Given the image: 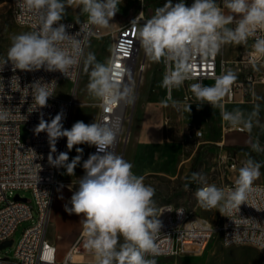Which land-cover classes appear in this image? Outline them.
<instances>
[{"label":"clouds","instance_id":"obj_1","mask_svg":"<svg viewBox=\"0 0 264 264\" xmlns=\"http://www.w3.org/2000/svg\"><path fill=\"white\" fill-rule=\"evenodd\" d=\"M122 0H17L22 12L35 14L37 26L12 36L6 58L0 59V71L11 64L13 72L59 71L65 78L74 76L81 63L84 71L89 69L87 91L102 104L126 101L131 103L133 96L127 86L118 83L111 61L101 63L93 52L86 56L82 51L81 33L92 28L110 26ZM75 4L87 19L80 25V31L70 35L66 26L60 23L66 15V8ZM194 0L191 6L185 0L173 4L166 0L162 7L155 9L154 15L141 25L139 17L131 21L132 32L145 55L156 63L169 62L174 68L167 71L161 87L169 92L179 89L185 81L194 77L192 71L196 56L215 57L224 45H246L253 39L252 48L264 57V0ZM235 25L231 27L230 25ZM256 68V65H253ZM236 75L231 71L215 77V83L205 85L203 81L192 83L190 90L197 106L205 103L219 108L222 119L232 127L242 126L249 133L260 126L259 105L247 116L239 109L229 112L223 100L230 92ZM16 82L13 88L12 82ZM12 92L21 93V105L31 95L32 103L28 113L48 106V100L56 95L57 81H44L43 78L21 88L20 78L13 75L10 80ZM12 99L4 91L0 77V122L8 120L14 110L5 107L3 99ZM190 111V106L187 108ZM26 118V117H25ZM63 113H58L50 122L42 116L35 127V134L46 132L50 145L48 163L52 167L65 168L66 174L74 175L83 154L81 147H75L77 155L69 162L68 152H60L55 158L56 143L66 137L67 149L87 144L96 147L83 162L85 174L78 180V190L70 199L71 207L65 211L81 217L83 225V246L94 256L95 264H157L156 239L162 228L157 216L154 195L155 189L144 183V177L133 172L131 162L114 151L116 134L108 125L97 122L86 124L75 122L70 129H64ZM253 152H264L259 138L250 140ZM33 151V150H32ZM36 155V153L33 151ZM260 162L248 158L239 168L235 186L227 190L209 184L199 173L192 174V180H199L195 197L200 207L206 210L217 209L222 215L225 210L239 208L245 204L255 180L261 175ZM187 188V185H185ZM151 257V258H150Z\"/></svg>","mask_w":264,"mask_h":264},{"label":"built area","instance_id":"obj_2","mask_svg":"<svg viewBox=\"0 0 264 264\" xmlns=\"http://www.w3.org/2000/svg\"><path fill=\"white\" fill-rule=\"evenodd\" d=\"M144 2L145 0H140L141 8L137 16L117 27L109 59L114 68V75L119 73L116 76L118 83L127 86L131 91L135 87L136 77H142L147 67L146 55L144 53V56L140 57L142 47L131 28V21L139 17L141 12H143V17L139 19V23L142 25L147 19L144 15ZM12 12L20 26H27L32 30L37 26V16L22 12L17 7V0H12ZM85 20L84 18H64L60 23L66 26L70 35H75L80 31V25ZM100 34H102V28L96 27L80 34L78 39H82L83 54L89 40ZM248 43L247 55L239 60L247 65L248 70L244 72L243 78L236 79L233 83L230 92L223 100L224 106L235 102L237 93L241 92L245 99L249 92H253L256 84H264V57L255 53L251 47L252 38L248 40ZM254 64L256 65L255 69L253 68ZM165 66L166 72L173 69L172 62ZM81 67L82 63L75 75L69 79L59 71L47 72L40 69L30 72L20 70L13 72L10 63L0 71L4 91L12 97L10 101L6 98L3 99L4 106L13 110L17 107L20 108V111L16 109L8 120L0 122V243L11 239L13 245V235L18 226L26 220L35 218V222L24 230L14 250L6 256L0 257V264H95V259L81 257L83 255L81 252L82 235L71 242L63 254H60L58 245L48 237L47 230L53 194L55 189L61 185V168L52 167L48 163L50 145L47 133L41 132L37 135L34 132L41 116L45 121L50 122L61 112L63 113V127L69 129L75 101L73 98H61L56 94L48 100L47 107L28 113L27 109L32 103L31 95L21 105V93L12 92L10 88L11 77L16 75L20 78L21 88L41 78L44 81L55 79L57 92L62 80L67 79L71 82L78 80ZM229 70H233L232 62L220 59L219 54L214 58L196 56L192 69L194 77L185 81V98H195L186 86L187 83L201 80L203 83L205 81L215 82V77ZM12 86L16 87L15 81L12 82ZM170 97H172V90ZM98 107L97 122L108 125L114 131L116 134L114 151L118 153L125 137V125L128 118L127 102L102 104L99 101ZM22 124H25L29 132L25 140H22L21 137ZM222 130L224 134L230 131H246L242 126L232 127L225 121ZM189 131L192 132L194 138L203 136L201 129L190 128ZM65 141L66 137L57 141V151L52 154L53 158L64 151ZM94 153H96V147L91 146L89 155ZM244 161L237 160L232 156L228 167L235 170ZM235 181H227L223 185V189L234 187ZM13 190H25L30 193V197L20 194L10 197L8 192ZM157 216L163 226L156 239L158 254L155 257L199 256L205 251L216 231L221 232L225 246L250 245L264 251V182H254L245 204L240 205L239 208L225 210L221 222L217 226L211 225L209 221L194 214L187 207L172 203L160 206Z\"/></svg>","mask_w":264,"mask_h":264},{"label":"rangeland","instance_id":"obj_3","mask_svg":"<svg viewBox=\"0 0 264 264\" xmlns=\"http://www.w3.org/2000/svg\"><path fill=\"white\" fill-rule=\"evenodd\" d=\"M173 1V0H172ZM194 0H185L187 5ZM222 5V0H216ZM166 0H145L144 15L151 18L155 9L162 7ZM119 11L114 16L109 28H113L115 32L117 27L131 20L138 15L141 3L140 0H122L118 6ZM77 13V18L87 19L86 14H81V9L75 4L66 8V14ZM233 27L232 25H230ZM32 30L27 26H20L12 12V0H0V59L6 58L8 48L11 45V38L14 35ZM112 35L110 33L101 34L97 40V57L96 60L101 63L108 62L109 57V41ZM242 45V47H247ZM235 49V48H234ZM220 55L228 57L230 52L226 49L221 50ZM144 56V50L141 49L140 57ZM238 60L243 59L240 55ZM147 67L142 77H136L135 87L131 91L133 101L127 102V121L125 125V137L120 150L118 152L124 159L131 162L133 172L144 177V183L151 185L155 189V205L158 209L160 206L172 203L174 205H182L193 211L194 214L205 218L211 225L220 224L222 214L217 209L206 210L200 207L195 197L197 188L202 187L203 183L199 180L193 181L192 174L199 173L203 180L209 184L214 183L217 187L223 188V185L229 180H236L239 168L231 170L228 163L232 160V156L240 161L252 158L264 165V152H253L250 147V140L259 138L261 146L264 147V84H256L253 92H249L245 99L251 102L249 111L244 112L247 116L251 113L256 105H259V121L260 126H255L251 133L247 130L242 133V137L235 145L225 144L228 158L216 157V151L206 147V145L215 146L213 141L220 140V128L222 125V116L219 108H212L211 105L205 103L197 106L195 98L186 99L185 83L179 89H172V97L169 99L168 90L162 88L161 81L166 73V66L163 62H152L147 56ZM174 68V64H173ZM84 69V65H83ZM82 69L81 80L71 82L64 79L60 82L57 89V96L61 98H72L74 96L75 103L82 102L77 109L81 108L77 113L76 121L71 120L72 125L77 121H83L86 124L94 122L98 112V100L93 99L88 91L87 84L89 82L88 72ZM244 77L238 75L237 79ZM188 89L190 85L187 83ZM147 103H158L160 105L161 116L159 121L162 122L161 136L159 144L151 150H157L162 162H156V167L161 169H152L150 173L142 167V157L145 154L146 147L138 146L137 141L142 135V126L144 121V111ZM190 106V111L187 110ZM75 116V112H73ZM80 118V119H79ZM167 119V122H166ZM190 128L201 129L204 136L194 138ZM237 131H230L227 136L232 137ZM28 129L25 124L21 125V137L25 140L28 136ZM208 140L206 143L202 141ZM212 141V143H211ZM78 147H81L79 145ZM150 150V151H151ZM69 162L77 155V152L68 153ZM231 157V158H230ZM87 157L82 159L80 164L74 170V175L66 174V169L61 167V178L65 179L66 187L69 194L73 195L78 190V180L84 174L83 162ZM261 175L254 182H264V166L260 169ZM81 176V177H79ZM79 177V178H75ZM187 185V188L185 187ZM16 194L26 195L30 197V193L25 190L9 191L10 197ZM71 198H54L49 224L48 235H58V241L61 248L66 249L69 244L75 241L83 232L81 217L76 214L69 215L65 211V205L71 207ZM35 222L34 219L22 222L15 234L13 235V245L0 249V257L11 253L24 230ZM84 236L81 240V252L83 258L94 259V256L88 252L83 246ZM157 264H264V251L250 245H234L225 246L222 241L220 231H216L213 238L205 251L199 256L193 257H154Z\"/></svg>","mask_w":264,"mask_h":264},{"label":"crops","instance_id":"obj_4","mask_svg":"<svg viewBox=\"0 0 264 264\" xmlns=\"http://www.w3.org/2000/svg\"><path fill=\"white\" fill-rule=\"evenodd\" d=\"M64 18L76 19L77 13L72 11V13L66 14ZM78 18H81V17H78ZM104 33H110L112 35V38L109 41V57H108V61H109L110 53H111L113 43H114L113 36H114L115 32L113 31V28L107 27V28H102V34H104ZM100 35L95 36L89 40L87 47H86V50H85V53H84L85 56L88 52H93L95 54V56L97 57V51L98 50H97V44H96L97 40L96 39H98L100 37ZM223 49L228 50L230 52V55L228 57H223L219 53V58L232 62V65H233L232 72L236 75V77L238 75H242L245 71L248 70L247 65L240 62L237 58L240 55L243 58H245V56L248 53L249 43H248L247 47H242V45H235V44L224 45L222 50ZM82 69H83V63H82V67L80 70V75H79L78 81L81 80ZM192 83H196V82H189L188 84L191 85ZM214 83L215 82H212V81H205L204 82L205 85H212ZM159 107H160V105L158 103H147L146 104L145 111H144V121H143V126H142V135L137 141L138 146L146 147L145 154L142 157V161H143L142 167H144L147 170V173H150L152 169H157V168L161 169L162 168V167H156V164H155L156 162H162V159L158 156L159 155L158 151L157 150H154V151L151 150L154 146L159 144V140H160V136H161L162 122L159 121V117L161 116V111H160ZM250 108H251V102L246 101V99H243V95L241 94V92L236 94L235 102L225 105V109L229 112L233 111L234 109H239L244 113V112L249 111ZM80 109L81 108H79L77 110H74V109L72 110L73 112H75V116H73V112H72L71 117H70V124H71V120L72 121L77 120L78 116L76 117V115H77V113H79ZM98 113H99V107H98L97 115L95 117V121H98ZM223 123H224V120L222 119V125H223ZM222 125L220 128V135H219L220 140L213 141V143L216 144L215 146L206 145V147H209L210 149H214V151H216V157H218V158L223 157V159L225 161V158H228V155H227L226 149L224 148V145L225 144H231V145L237 144L239 142L240 138L242 137V133L234 132L235 134L232 137H229V136H227V134L229 132L224 134V132L222 130ZM203 136H204V133H203ZM207 141L208 140H204V141H202V143H206ZM211 143H212V141H211ZM66 145H67V140L65 141L63 152H68V153L69 152L74 153L75 147L79 146V145L74 146V148L71 151H69L67 149ZM81 146L83 149V158L87 157V159H88V155L90 153L91 146H89L87 144H82ZM84 174H85V171H84ZM84 174L82 173L81 176L82 175L84 176ZM81 176H79V177H81ZM79 177H75V178H79ZM66 186H67L66 182H65V184L59 185L54 191L53 199L54 198H71L72 195L69 194V190ZM48 237L52 242H54L55 244L58 245L59 250H60V254H63L66 249L63 250L60 247L61 244L58 241V235L57 234L48 235Z\"/></svg>","mask_w":264,"mask_h":264},{"label":"water","instance_id":"obj_5","mask_svg":"<svg viewBox=\"0 0 264 264\" xmlns=\"http://www.w3.org/2000/svg\"><path fill=\"white\" fill-rule=\"evenodd\" d=\"M172 2H173V4H175V3L179 2V0H173ZM188 6H190V4ZM72 98L75 101L74 96ZM11 245H12V240L11 239L6 240V241L0 243V249L6 248V247L11 246Z\"/></svg>","mask_w":264,"mask_h":264},{"label":"bare ground","instance_id":"obj_6","mask_svg":"<svg viewBox=\"0 0 264 264\" xmlns=\"http://www.w3.org/2000/svg\"><path fill=\"white\" fill-rule=\"evenodd\" d=\"M93 38V37H92ZM82 102H80V101H77L75 104H74V110L77 108V106H79L80 104H81ZM73 112V111H72ZM61 174L62 173H60V184H65V180L63 179V178H61ZM81 235H83V232H82V234Z\"/></svg>","mask_w":264,"mask_h":264}]
</instances>
